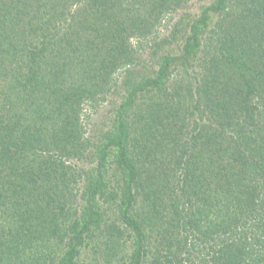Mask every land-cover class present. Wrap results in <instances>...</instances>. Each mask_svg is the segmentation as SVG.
I'll return each mask as SVG.
<instances>
[{
    "label": "trees",
    "instance_id": "trees-1",
    "mask_svg": "<svg viewBox=\"0 0 264 264\" xmlns=\"http://www.w3.org/2000/svg\"><path fill=\"white\" fill-rule=\"evenodd\" d=\"M187 2L0 0V264H264V0Z\"/></svg>",
    "mask_w": 264,
    "mask_h": 264
},
{
    "label": "rangeland",
    "instance_id": "rangeland-1",
    "mask_svg": "<svg viewBox=\"0 0 264 264\" xmlns=\"http://www.w3.org/2000/svg\"><path fill=\"white\" fill-rule=\"evenodd\" d=\"M209 1L210 0H189L187 4H185L181 9H179L176 13L172 15L173 21L170 23V26H167L168 30L165 29L160 30L162 31V36L168 34L171 29L170 27H172V24L178 21L180 18H183L185 16L196 17L199 14L201 7L207 4ZM178 45H179L178 42L177 43L173 42L172 44H170V46H166V51H169L171 54H175L177 52V49L179 48ZM105 110L106 108H104V106L99 107L96 113H94V115L91 116L90 122L87 126L88 134L94 133L97 129L96 126H98L104 121V119L106 118ZM90 249L91 248H89V250ZM89 250H87L88 252L85 251L84 254H82V258L85 264L91 263V252Z\"/></svg>",
    "mask_w": 264,
    "mask_h": 264
}]
</instances>
